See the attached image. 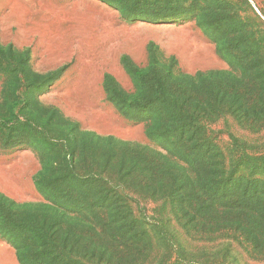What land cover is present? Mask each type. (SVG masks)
<instances>
[{
  "label": "rangeland",
  "instance_id": "374dc122",
  "mask_svg": "<svg viewBox=\"0 0 264 264\" xmlns=\"http://www.w3.org/2000/svg\"><path fill=\"white\" fill-rule=\"evenodd\" d=\"M195 1L199 20L162 24L99 0H0V193L44 203L41 172L71 178L83 201L82 217L56 209L71 235L50 241L53 264H264L249 223L264 202V0ZM123 57L195 77L191 154L107 101L105 74L134 91Z\"/></svg>",
  "mask_w": 264,
  "mask_h": 264
},
{
  "label": "trees",
  "instance_id": "16d2710c",
  "mask_svg": "<svg viewBox=\"0 0 264 264\" xmlns=\"http://www.w3.org/2000/svg\"><path fill=\"white\" fill-rule=\"evenodd\" d=\"M118 11L127 22L175 23L178 21H197L194 0H99ZM214 39H225L224 31L213 32ZM222 41V40H221ZM221 56V50H218ZM222 59L223 56H221ZM121 64L130 77L134 91L125 92L118 82L109 74L103 79V90L107 101L125 118L137 123L146 124L145 136L149 140L166 139L170 149L179 151L184 156L198 144L197 131L200 130L193 122L196 94L194 91L195 77L175 75V66L160 64L155 59L147 67L137 68L123 57ZM234 79V78H233ZM227 88V87H226ZM232 95H237L232 91ZM7 120L0 125V136L4 133ZM21 124V122H18ZM28 129V128H27ZM31 131V129H29ZM31 133V132H30ZM32 134V133H31ZM25 135L14 147L26 142ZM69 177L44 176L38 173L33 178L34 190L43 197L44 203L20 204L0 193V239L12 247L18 264H53L49 244L54 236L64 233L71 235V230H63L53 222L56 209L76 217L83 215L77 209L83 205L80 195L70 188ZM236 200L255 199L236 190ZM264 196V193L260 194ZM260 203V201L258 202ZM258 208H250L257 214L259 231L264 235V202ZM257 210V211H256ZM242 216L237 219H242ZM52 224V225H51ZM51 225V226H50ZM81 235L74 236L77 244L81 243ZM68 239V238H66ZM27 252V255L23 254Z\"/></svg>",
  "mask_w": 264,
  "mask_h": 264
},
{
  "label": "crops",
  "instance_id": "0c3cea01",
  "mask_svg": "<svg viewBox=\"0 0 264 264\" xmlns=\"http://www.w3.org/2000/svg\"><path fill=\"white\" fill-rule=\"evenodd\" d=\"M0 253H3V256H5V257L0 258L1 264H7L8 260H9L10 264H18L14 249L12 247H10L7 243H5L1 239H0Z\"/></svg>",
  "mask_w": 264,
  "mask_h": 264
}]
</instances>
